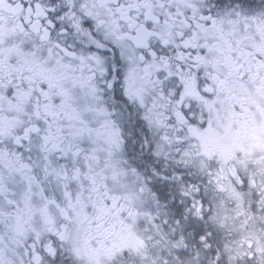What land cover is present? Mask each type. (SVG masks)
<instances>
[{
	"label": "snow or ice",
	"instance_id": "obj_1",
	"mask_svg": "<svg viewBox=\"0 0 264 264\" xmlns=\"http://www.w3.org/2000/svg\"><path fill=\"white\" fill-rule=\"evenodd\" d=\"M0 264H264V0H0Z\"/></svg>",
	"mask_w": 264,
	"mask_h": 264
}]
</instances>
